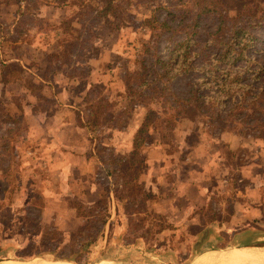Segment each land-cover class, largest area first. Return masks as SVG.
<instances>
[{"label":"rangeland","instance_id":"1","mask_svg":"<svg viewBox=\"0 0 264 264\" xmlns=\"http://www.w3.org/2000/svg\"><path fill=\"white\" fill-rule=\"evenodd\" d=\"M17 1L0 0V64L21 71L22 63L4 61L25 42L36 40L37 48L44 52L39 62L44 80L53 82L55 87L56 71L66 77L76 73L70 79L80 83L75 86L77 93L84 91L85 124L95 143L93 156L101 165L94 167L93 174L81 169L75 178L68 175L63 180L57 168L34 163L29 153L19 156V147L30 145L27 130L34 111L42 108L55 113L60 106L55 104V88H46V92L44 84L31 78L26 83L39 89L35 92L38 98L24 95L19 85L4 88L7 109L20 120L21 128L9 135L14 125L0 116L2 133L8 134L9 152L7 160L0 163L7 167L0 169V263L37 257L65 259L60 253L71 251L82 242L77 232L87 213L78 216L77 206L86 207L108 197L109 220L91 244L88 261L79 263L191 264L210 250L264 248V129L254 130L231 117L217 119L214 114H201L194 99L188 115L168 121L161 104L154 101L151 106L160 115L154 120L155 128L149 131L148 142L139 148L142 160L136 166L141 168H130L127 158L133 147L127 148L125 129L140 125L147 109L132 94L133 84L128 85L126 80L139 68L137 59L143 43H147L152 54L156 37L148 22L154 18L153 13L163 12L158 5L167 0L138 4L134 0L135 5H123L115 9V15L109 12L98 19L92 17L102 9L100 0H38L39 13L32 9L33 17L20 19L18 12L25 0ZM86 12H90L88 16ZM218 23L219 18L206 17L200 35L206 38ZM249 32L253 38L249 36L252 45L247 47L248 56L254 59L248 68L243 62L237 63L236 68H244L243 83L258 85L261 79H256L255 61L264 63V24L252 23ZM162 44L157 40V45ZM191 62L201 71L188 81L189 88L201 78L209 79L212 73L211 66H201L199 57ZM182 83L181 90L178 85L172 89L176 91L177 87L182 93L187 88ZM209 87L206 84L202 93L208 95ZM98 90L105 112L99 124L94 125L89 104L99 101L98 93H92ZM31 101L38 104L32 106ZM42 126L47 130L56 127L55 121ZM68 158L72 163L81 161L76 156ZM149 160L156 161L155 181L144 176ZM136 174L154 198L148 203L151 214L142 225L138 218L143 216L133 213L137 206L128 209L135 220L133 227L129 226V213L108 187L110 182L115 189L114 183L118 182L115 190L123 196L127 192L120 185Z\"/></svg>","mask_w":264,"mask_h":264},{"label":"trees","instance_id":"2","mask_svg":"<svg viewBox=\"0 0 264 264\" xmlns=\"http://www.w3.org/2000/svg\"><path fill=\"white\" fill-rule=\"evenodd\" d=\"M18 0L17 2H20ZM36 1V2H33ZM38 0H25V5L18 12L19 19L22 16L33 17L32 9L39 13ZM102 9L97 11L92 18L98 19L100 16H108L112 12L116 14V8L123 5L130 7L135 5L134 0H100ZM151 0H136L139 2L149 3ZM33 2V3H32ZM264 0H167L166 4L158 5V10L163 12L153 13V19L149 20L148 26L155 35V43L151 45L153 52L147 43H143L141 55L137 59L138 69H134L127 78L126 83L132 85V94L138 100H141L146 107L147 112L143 121L138 127L133 139V150L128 155L130 168L133 170L136 163L140 164L142 157L139 148L148 142V134L151 128H155L154 120L159 116V110L152 107V102L156 101L161 104V112L167 114L168 121L172 117L183 116L189 113L190 103L194 99L199 103L201 114H214L217 119L231 117V120L237 119L246 125H251L254 130L264 129V63L255 61L258 68L256 79H261L258 85L252 83H243L241 74L244 68H236L237 63L243 62L248 68L253 56H248L247 47L252 45V35L249 32L252 23L264 24ZM91 10V8H89ZM89 10V11H90ZM86 12L85 15L88 16ZM31 14V15H30ZM33 15V16H32ZM84 15V13H83ZM84 15V16H85ZM83 16V17H84ZM162 16V20L159 19ZM214 16L219 18L218 27L214 31L207 33V37L200 35L201 30L205 29L203 22L206 17ZM181 35V38L179 36ZM251 38H250V37ZM158 41H163L164 45H157ZM165 50L166 54H165ZM174 54L170 56L169 53ZM147 53V56H145ZM203 63L201 66H211L209 79L201 78V81L194 83L189 88L187 85L190 79L195 78L196 72L201 69L195 67L191 60L198 58ZM199 75V74H198ZM69 78L76 76L67 75ZM21 71L9 67L6 63L0 64V116H5V121H12L14 125L9 129V135L12 131L20 129V120L15 119L7 109L4 97V88L10 82L23 79ZM199 77H196L198 80ZM188 79V80H187ZM186 80V83H182ZM186 85V89L181 90L180 84ZM210 85V93H202L204 86ZM37 85V84H36ZM177 86L176 91L172 86ZM191 85V84H190ZM215 87V88H214ZM214 88V89H213ZM32 92L37 91V87H29ZM195 91V95L193 92ZM91 92H88L90 94ZM94 95L100 91L92 92ZM86 99V98H84ZM228 101L225 103V100ZM147 100L150 102H147ZM103 100L95 101L89 104V114L92 116V123L98 125L104 115ZM223 105L226 107L223 108ZM217 108V110H213ZM171 110V112H170ZM239 111V112H238ZM242 115L239 117V114ZM171 116V117H170ZM2 133V120L0 119V163L7 160L8 142L7 135ZM8 166V165H7ZM136 167L141 168L140 165ZM7 167L0 164V169L5 170ZM139 174L128 180H123L125 193L122 194L112 188L109 182V189L114 195V199L119 201L125 212L129 213V208L137 206L133 213H138L139 225L144 224L151 212L148 209L149 201L154 198L152 193L146 191L140 183ZM110 196V195H109ZM111 198L97 199L91 205L84 204L77 206V215L82 216L86 212V219L77 232L81 236L82 242L79 247H74L68 252H61L60 257L73 259L81 262L88 261L91 244L101 235L104 226L109 220V205ZM132 206V207H131ZM83 208H89L85 211ZM131 213V214H133ZM145 214V215H141ZM127 214L129 226H135V220Z\"/></svg>","mask_w":264,"mask_h":264},{"label":"crops","instance_id":"3","mask_svg":"<svg viewBox=\"0 0 264 264\" xmlns=\"http://www.w3.org/2000/svg\"><path fill=\"white\" fill-rule=\"evenodd\" d=\"M42 53L44 52L41 48H37V42L34 40L33 42H25L14 55L9 57V60L4 61H18L22 63L23 71L21 69V74L25 77L10 82L5 88L19 85L23 89L24 95L29 94L32 98H38V95L32 92L26 83L27 78H31L39 85L44 84V91L46 92V88H55V104L60 106V110L56 109L55 113L46 112L42 108L34 111L33 118L29 119L30 124L27 130V140L30 141V145L26 146L24 149H21L20 146L19 156L29 153L32 155L34 163L38 165L41 164L50 169L57 168L62 175V179L67 178L68 175H72V177L75 178L79 175L78 173L81 169H86L85 172L93 174L94 167L100 166L101 162L93 156L96 147L92 139L91 131L87 129L85 124V113L83 112L82 106L84 91L80 90V92L77 93L75 91V86H77L79 82L70 79L68 76L66 77L65 74L58 71L55 72V74L57 73L54 81L55 87L53 82L44 80L41 77L44 70L41 64L39 65L40 55H42ZM40 88L42 89V87ZM31 102L32 106L38 104V101ZM31 105L29 106L30 109ZM48 121H55V129L50 128L47 130L43 127L44 125L42 126V123L45 124ZM38 126H41V128ZM139 126L140 125L137 123L125 129L127 132H125L124 137L127 138L128 149L133 147L132 139ZM121 133L123 132H119V134ZM68 155L69 157L76 156L81 158V161L72 163ZM155 162L156 161L149 160L147 171L144 174L146 178L150 177L151 181H155L154 178L157 175L154 166Z\"/></svg>","mask_w":264,"mask_h":264},{"label":"bare ground","instance_id":"4","mask_svg":"<svg viewBox=\"0 0 264 264\" xmlns=\"http://www.w3.org/2000/svg\"><path fill=\"white\" fill-rule=\"evenodd\" d=\"M0 264H75L67 260L37 257L30 260H8ZM191 264H264V248L251 247L210 250L196 257Z\"/></svg>","mask_w":264,"mask_h":264},{"label":"water","instance_id":"5","mask_svg":"<svg viewBox=\"0 0 264 264\" xmlns=\"http://www.w3.org/2000/svg\"><path fill=\"white\" fill-rule=\"evenodd\" d=\"M246 246H249V245H246ZM60 260H67V261L73 262L75 264H89V263H79V262H75V261H72V260H69V259H60Z\"/></svg>","mask_w":264,"mask_h":264}]
</instances>
